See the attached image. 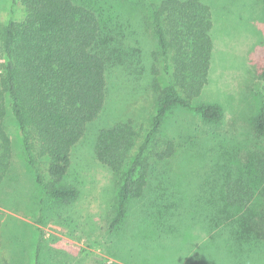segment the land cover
<instances>
[{"label": "rangeland", "instance_id": "obj_1", "mask_svg": "<svg viewBox=\"0 0 264 264\" xmlns=\"http://www.w3.org/2000/svg\"><path fill=\"white\" fill-rule=\"evenodd\" d=\"M72 1L99 20L113 53L105 105L71 151L62 183L78 192L70 202L43 197L21 133L7 120L12 165L0 187V264H264V241L239 243L235 224L212 221L229 180L244 178L256 197L263 187L255 165L264 158V138L256 136L252 120L264 94V4L204 0L212 14L213 52L196 102L218 104L223 118L206 123L182 108L166 116L158 138L173 140L175 154L151 162L143 197L130 201L113 230L119 178L95 158L94 146L99 131L117 122L131 120L142 137L149 131L155 113L149 66L157 49L151 5L162 0ZM22 16L19 4L0 0V25Z\"/></svg>", "mask_w": 264, "mask_h": 264}, {"label": "trees", "instance_id": "obj_2", "mask_svg": "<svg viewBox=\"0 0 264 264\" xmlns=\"http://www.w3.org/2000/svg\"><path fill=\"white\" fill-rule=\"evenodd\" d=\"M12 4L20 5L23 16L0 25V187L12 165L6 128L11 118L43 197L70 202L78 192L62 183L70 169L71 151L104 108L113 53L99 20L72 0H12ZM150 24L157 49L149 66L155 98L149 131L142 137L131 120L117 122L99 131L94 146L95 158L119 178L113 230L125 219L130 201L143 197L154 168L151 162L175 154L173 140L158 138L166 116L182 108L206 123L223 118L218 104L196 102L211 68L210 7L204 0H162L151 5ZM252 127L259 139L264 138V94ZM255 167L263 184L258 197L244 178L229 180L222 207L212 218L216 224H235L239 243L264 241V158Z\"/></svg>", "mask_w": 264, "mask_h": 264}]
</instances>
